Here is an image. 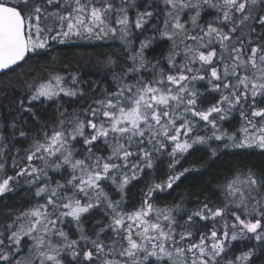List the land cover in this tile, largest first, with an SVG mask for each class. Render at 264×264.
<instances>
[{
	"label": "snow or ice",
	"instance_id": "snow-or-ice-1",
	"mask_svg": "<svg viewBox=\"0 0 264 264\" xmlns=\"http://www.w3.org/2000/svg\"><path fill=\"white\" fill-rule=\"evenodd\" d=\"M93 40L119 41L121 54L84 105L72 106L86 97L78 72L29 70L54 45ZM159 42L165 53L149 59ZM9 73L22 92L0 114V198L30 195L0 214V264H251L264 252V169L235 170L192 210L156 203L198 146L264 155V0H0Z\"/></svg>",
	"mask_w": 264,
	"mask_h": 264
},
{
	"label": "trees",
	"instance_id": "trees-1",
	"mask_svg": "<svg viewBox=\"0 0 264 264\" xmlns=\"http://www.w3.org/2000/svg\"><path fill=\"white\" fill-rule=\"evenodd\" d=\"M150 34V33H148ZM143 39V37H140ZM167 44L159 42L147 50L146 55L149 59L159 58L165 53ZM121 47L119 41H76L68 44H57L51 48L46 56L37 63L31 64V71L37 75L45 73L48 66L55 67L62 73L78 72L80 78L84 81L81 85L86 93L84 100L73 104V107L84 105L87 100L93 96L91 89L95 88L98 93L101 89L111 86V70L105 65V61L109 56L113 58L119 57ZM20 70L17 69V72ZM15 74L9 73L8 76H0V114L16 111V101L22 92L20 84L8 83L9 78ZM29 82H31V79ZM7 97V98H5ZM67 99V98H66ZM51 111V110H49ZM27 127H35L31 118L28 119ZM229 127V125H225ZM231 130V129H229ZM216 147V144H213ZM221 151L218 157H211L206 147L198 146L193 150L184 161L183 167L192 169L185 174L178 182V186H174L172 190L159 193L156 196V203L159 206L179 202L181 199L185 201L189 210L195 209L199 202L204 201L206 197L213 200L218 199L217 185L225 178H229L235 170L248 169L253 170L264 169V155L259 150L253 149H232ZM178 170L180 167L178 166ZM167 159L163 158L156 176L157 182L167 179ZM149 181V176L145 175L139 182H133L127 190V199L129 205H138L141 199V190L145 188ZM30 193L26 188H17V190L4 198H0V214L15 212L22 207L27 206V198ZM114 198H118L113 194ZM94 219L99 218V214H94ZM91 227V221L86 222L85 228ZM75 238V237H73ZM236 244V250H241L240 243ZM251 246V245H247ZM243 250H247L245 247ZM251 264H264V252L257 250L252 257Z\"/></svg>",
	"mask_w": 264,
	"mask_h": 264
}]
</instances>
